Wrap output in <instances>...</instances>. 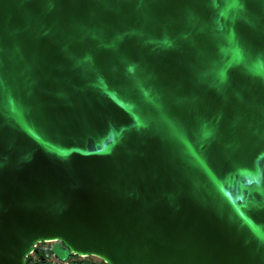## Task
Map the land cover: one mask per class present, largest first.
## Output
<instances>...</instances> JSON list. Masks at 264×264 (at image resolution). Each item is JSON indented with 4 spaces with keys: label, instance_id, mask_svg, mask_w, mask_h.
Listing matches in <instances>:
<instances>
[{
    "label": "water",
    "instance_id": "95a60500",
    "mask_svg": "<svg viewBox=\"0 0 264 264\" xmlns=\"http://www.w3.org/2000/svg\"><path fill=\"white\" fill-rule=\"evenodd\" d=\"M42 241L264 264V0H0V264Z\"/></svg>",
    "mask_w": 264,
    "mask_h": 264
},
{
    "label": "rangeland",
    "instance_id": "374dc122",
    "mask_svg": "<svg viewBox=\"0 0 264 264\" xmlns=\"http://www.w3.org/2000/svg\"><path fill=\"white\" fill-rule=\"evenodd\" d=\"M54 241H42L38 242L37 245L34 248V251L30 254L31 261L33 264H41V263H48V262H62L61 259L54 253L53 248L55 246ZM62 246H64L62 244ZM68 262H83L87 261L93 264H106L108 262H105L103 257H100L98 255H74L69 256L68 259H66Z\"/></svg>",
    "mask_w": 264,
    "mask_h": 264
},
{
    "label": "bare ground",
    "instance_id": "6f19581e",
    "mask_svg": "<svg viewBox=\"0 0 264 264\" xmlns=\"http://www.w3.org/2000/svg\"><path fill=\"white\" fill-rule=\"evenodd\" d=\"M73 251L78 253V251H77L76 249H73ZM80 254L83 255V256H87V255H89L88 252H83V253H80ZM94 255H98V256H100V257H103V259H106V262H108V263H106V264H114L112 261H110L108 258H106V257H105L104 255H102V254L96 253V254H94Z\"/></svg>",
    "mask_w": 264,
    "mask_h": 264
},
{
    "label": "trees",
    "instance_id": "16d2710c",
    "mask_svg": "<svg viewBox=\"0 0 264 264\" xmlns=\"http://www.w3.org/2000/svg\"><path fill=\"white\" fill-rule=\"evenodd\" d=\"M61 246H62V244H61ZM63 247H64V246H63ZM54 253H55V252H54ZM71 256H74V254H70V257H71ZM31 257H32L31 255H28V257H27V261H28L29 264H33L32 261H31ZM43 263H44V262H43Z\"/></svg>",
    "mask_w": 264,
    "mask_h": 264
},
{
    "label": "snow or ice",
    "instance_id": "6c2138e0",
    "mask_svg": "<svg viewBox=\"0 0 264 264\" xmlns=\"http://www.w3.org/2000/svg\"><path fill=\"white\" fill-rule=\"evenodd\" d=\"M37 139H39V137H37ZM63 155H69V153L68 152H64V153H62Z\"/></svg>",
    "mask_w": 264,
    "mask_h": 264
}]
</instances>
